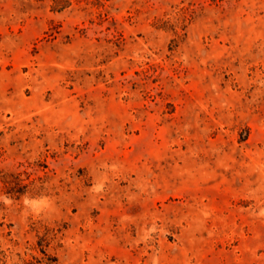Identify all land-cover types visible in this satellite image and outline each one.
Wrapping results in <instances>:
<instances>
[{
    "label": "rangeland",
    "instance_id": "374dc122",
    "mask_svg": "<svg viewBox=\"0 0 264 264\" xmlns=\"http://www.w3.org/2000/svg\"><path fill=\"white\" fill-rule=\"evenodd\" d=\"M0 264H264V0H0Z\"/></svg>",
    "mask_w": 264,
    "mask_h": 264
}]
</instances>
